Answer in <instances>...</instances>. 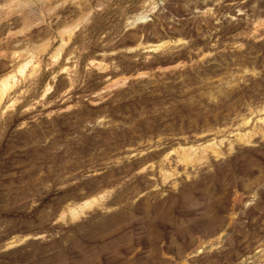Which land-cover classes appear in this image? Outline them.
I'll return each mask as SVG.
<instances>
[{
  "label": "rangeland",
  "instance_id": "374dc122",
  "mask_svg": "<svg viewBox=\"0 0 264 264\" xmlns=\"http://www.w3.org/2000/svg\"><path fill=\"white\" fill-rule=\"evenodd\" d=\"M27 60L0 264H264V0H0V79Z\"/></svg>",
  "mask_w": 264,
  "mask_h": 264
},
{
  "label": "bare ground",
  "instance_id": "6f19581e",
  "mask_svg": "<svg viewBox=\"0 0 264 264\" xmlns=\"http://www.w3.org/2000/svg\"><path fill=\"white\" fill-rule=\"evenodd\" d=\"M80 23H77L73 29L77 28ZM70 34L72 33V29L69 31ZM66 42L63 41V45H65ZM61 46V48L63 47ZM60 54V49L57 55L55 56L56 59ZM32 60L25 61L22 65H20L16 70L8 73L4 77L0 79V97L3 98L4 95L8 92V90L12 89L14 84H16L19 81V76H24L26 74L27 69L29 68ZM17 85V84H16ZM182 152L185 155L186 159H195V151L196 149L194 147H182ZM99 198L92 197L89 198L82 203L76 204L75 206H72L69 208L68 215L72 219H77L83 216L87 211L94 208L99 203Z\"/></svg>",
  "mask_w": 264,
  "mask_h": 264
}]
</instances>
